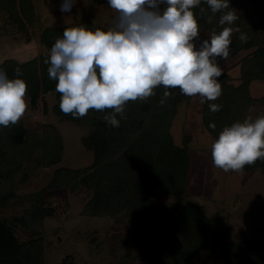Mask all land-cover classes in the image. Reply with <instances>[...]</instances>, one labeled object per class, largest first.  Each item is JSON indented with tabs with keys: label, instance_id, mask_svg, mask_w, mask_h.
<instances>
[{
	"label": "trees",
	"instance_id": "16d2710c",
	"mask_svg": "<svg viewBox=\"0 0 264 264\" xmlns=\"http://www.w3.org/2000/svg\"><path fill=\"white\" fill-rule=\"evenodd\" d=\"M240 1L229 0L231 7L224 11H233ZM243 1L247 6L244 12L236 14L240 32H235L231 39L229 56L241 49H255L241 62L239 84L227 82L228 76L223 74L219 78L221 96L214 101L205 100L202 104L201 124L213 142L225 127L243 122V110L255 102L248 93L249 83L260 80L264 84V0ZM192 10L199 31L202 28L213 30L223 14H213L205 0H201L200 5ZM0 13L4 15L5 24L11 30H16L10 37L7 36L9 29L7 32L3 29L6 25L0 26V44L22 38L24 43L34 42L42 50L38 56L26 61L6 58L0 63V70L5 71L9 78H17L14 70H21L22 75L18 78L27 84L26 95L32 107L40 99L43 113L54 117L58 123L67 121L88 126L90 134L83 139V144L92 152V162L85 171L59 167L45 188L16 196V175L32 152L41 149L43 166L56 164L60 161L62 141L58 130L49 122L44 126L41 136L29 132L21 118L14 125H0V204L11 199L19 207L30 204L24 207L22 215L17 218L18 223L14 221L16 217L11 221L0 217V264H43V238L32 227L42 225L43 219L53 212L45 206V192L64 186L75 191L80 184L91 191L83 214L108 217L122 214L129 219L149 221L148 264H192L196 255L211 241L224 264H264V241L229 239L227 228L220 224L221 218L208 217L193 202L183 204L172 219L163 216L153 203L157 188L174 196L185 191L190 165L188 141L185 138L182 145L175 144L170 125L177 113L178 102L192 96L183 95L179 88H170L169 98L161 105L165 88L157 86L153 90L154 95L146 100L126 102L123 117L117 114L119 127H113L104 120V116L112 113L113 109H89L86 116L74 118L71 113L61 111L59 105L62 94L56 91L57 81L49 78L50 65L44 61L49 58L57 38H63L65 28L84 26L93 31L97 28L108 29L82 18L77 23L45 25L34 35L33 27L41 21L34 0H0ZM245 19L248 24L241 28ZM241 32L246 34V42H241ZM224 60H218V66ZM256 102L264 104V95ZM212 103L222 105L221 110L211 112L209 104ZM210 123L216 125L215 129L209 127ZM211 150L209 154L213 164ZM256 169H260L264 176V158L252 165H245L241 170L252 172ZM15 223L23 224L28 229L31 227V236L21 239L14 227Z\"/></svg>",
	"mask_w": 264,
	"mask_h": 264
},
{
	"label": "rangeland",
	"instance_id": "374dc122",
	"mask_svg": "<svg viewBox=\"0 0 264 264\" xmlns=\"http://www.w3.org/2000/svg\"><path fill=\"white\" fill-rule=\"evenodd\" d=\"M42 1L44 0H34L35 9L37 14L39 12L41 20L33 27L34 35H37V30L45 25L77 23L82 18L109 29L116 15L115 10L108 6V0H75L71 16H63L56 21L48 17L41 18V13L48 9L46 4L41 5ZM54 1L58 3V8L64 2ZM246 6L247 3L241 0L234 6L233 11L240 14L245 11ZM3 24L6 25L4 15L0 13V26ZM247 24L248 21L245 19L240 27L243 28ZM223 27L219 25L218 20L213 30L200 29L199 39L201 41L209 39L213 32L219 33ZM230 27H238L236 21ZM3 29L5 32L9 29L7 36L10 37L16 31L11 30L8 25ZM16 34L21 36L20 33ZM23 41L20 38L16 42H8L9 45L5 47L0 46V63L6 58L26 61L42 52L34 42L23 46ZM254 49L255 47L241 49L228 56L219 66L223 69V74L228 76L227 82L232 85L239 84L241 62ZM248 93L255 102L243 110L242 120L251 118L254 121L264 115V104L256 102L264 95L263 82L251 81ZM25 98L28 106L21 117L23 126L29 132L41 136L46 123H51L58 130L63 149L60 161L47 167L41 164V149L33 151L16 175V196L45 188L59 167L85 171L92 162V152L83 144V139L90 134L88 126L67 121L58 123L54 117L43 113V103L40 99L37 105L32 107L27 95ZM200 99L201 97L196 95L188 100H180L177 104V113L170 125L175 144L182 145L185 138L188 141L190 165L185 191L174 196L157 188L152 198L153 203L163 216L172 219L175 213H179L183 204L193 202L201 207L208 217L221 218L220 224L227 228L229 239L264 241V176L260 169L252 172L245 170L225 172L212 164L209 152L213 141L201 124ZM90 196L91 191L81 184L75 191L64 186L45 192V206L50 207L53 212L43 219L42 225L32 227L43 238V264H148L147 248L151 234L149 221L129 219L122 214L116 217L83 214V207ZM29 205L25 203L19 207L11 199L5 204H0V217L7 221L16 217L14 221L18 223L17 218L22 215L24 207ZM16 223L14 227L18 236L21 239L29 238L32 228L28 229L23 224ZM192 264L224 263L217 247L211 241L196 255Z\"/></svg>",
	"mask_w": 264,
	"mask_h": 264
},
{
	"label": "clouds",
	"instance_id": "9594fccd",
	"mask_svg": "<svg viewBox=\"0 0 264 264\" xmlns=\"http://www.w3.org/2000/svg\"><path fill=\"white\" fill-rule=\"evenodd\" d=\"M205 2L213 14L223 12L219 25L224 27L202 41L192 10L201 0H108L116 12L108 30L65 28L44 61L50 65L49 78L57 81L56 91L62 94L61 111L79 118L89 109H113L104 120L119 127L117 114L123 117L126 102L146 100L160 85L165 88L161 105L169 98L170 88H179L189 97L199 95L201 104L216 100L222 94L217 80L223 75L217 61L228 58L230 37L240 29L230 27L238 16L224 11L231 7L229 0ZM74 4L75 0H64L60 11L70 12ZM240 40L246 42V34L241 32ZM14 71L17 78L0 70V125L5 127L16 124L28 106L27 84L18 78L21 70ZM221 108L209 104L211 112ZM211 154L214 166L225 172L239 171L264 158V116L225 127L213 142Z\"/></svg>",
	"mask_w": 264,
	"mask_h": 264
},
{
	"label": "crops",
	"instance_id": "0c3cea01",
	"mask_svg": "<svg viewBox=\"0 0 264 264\" xmlns=\"http://www.w3.org/2000/svg\"><path fill=\"white\" fill-rule=\"evenodd\" d=\"M46 1V2H45ZM35 4H37V3H35ZM42 4H46V8H48L47 10H46V12H42L41 14V18H46V17H48V18H50V19H53V20H59V19H61V18H63V16H71V11L70 12H61L59 9L60 8H58V3H56V1H54V0H44V1H42V3H41V5ZM52 7V8H51ZM57 8V9H56ZM44 9V8H43ZM38 14H39V12H38ZM44 14V15H43ZM56 23V22H55ZM9 43H11V42H9ZM9 43L8 42H4V43H1L0 44V46L2 47H5V46H7V44L9 45ZM26 45H31V42L30 43H23V46H26ZM23 61V60H22ZM25 61V60H24Z\"/></svg>",
	"mask_w": 264,
	"mask_h": 264
}]
</instances>
